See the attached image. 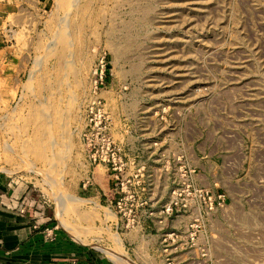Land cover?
Here are the masks:
<instances>
[{"label":"rangeland","instance_id":"obj_1","mask_svg":"<svg viewBox=\"0 0 264 264\" xmlns=\"http://www.w3.org/2000/svg\"><path fill=\"white\" fill-rule=\"evenodd\" d=\"M48 7L22 15L21 37L12 12L0 11V41L13 51L21 39L32 51L20 77L4 75L12 66L0 63V178L9 184L2 194L17 189L39 229L50 217L53 231L101 264H116L102 251L115 248L135 264H264V0H52ZM189 109L193 143L214 141L219 155L238 148L240 168L216 172L213 189L205 188L212 199L224 196L221 208L193 199V225L180 230L193 235V252L142 255L123 244L132 226L128 186L140 177L119 152L112 175L100 170L111 166L110 121L128 119L140 136L148 121L157 127L163 114Z\"/></svg>","mask_w":264,"mask_h":264},{"label":"crops","instance_id":"obj_2","mask_svg":"<svg viewBox=\"0 0 264 264\" xmlns=\"http://www.w3.org/2000/svg\"><path fill=\"white\" fill-rule=\"evenodd\" d=\"M25 1L0 3V11L12 12L15 29L19 23L15 37L18 32L21 37L24 31H28L22 28L23 14L30 11L36 15L45 14L52 3V0ZM0 42V63L12 66L7 68L11 71L4 75L17 78L25 74L23 69L31 59V48L23 47L21 39L18 42L14 40L13 51L4 45V41ZM110 122L109 134L113 146L119 149L120 160L131 176L140 177L139 183L135 185L132 179L128 186L133 200L125 221L132 226L123 236L124 247H132L142 255L154 252L159 256L183 255L193 252V235L185 238L180 232L183 226L193 225V206H172L170 212L165 209L176 199L174 193L184 185L213 189L216 172L228 173L232 167V173L238 172L241 161L239 149L232 147L225 155H219L218 144L214 141H198L194 144L193 109L184 115L163 114L156 121L157 127L155 121L153 125L148 121L140 136L133 135L134 129L128 119ZM237 159L238 162H235ZM100 170L109 175L115 171L111 166ZM149 177L156 178V181L148 183ZM6 183V178L1 177L0 264H101L94 256L91 261L92 251L83 245L78 249L76 242L73 243L64 233L53 231L50 217L46 218L48 221L40 229H35L34 225L38 222L35 221L34 209H25L24 215L19 214L21 203L17 200L20 198L18 190L8 192L6 197L2 194L9 187ZM110 192L113 194L112 190ZM98 195L101 200L107 201L103 189L98 190ZM115 217L113 228L118 229L121 216ZM48 229L54 232L50 240L45 238ZM182 241H186L185 247Z\"/></svg>","mask_w":264,"mask_h":264},{"label":"built area","instance_id":"obj_3","mask_svg":"<svg viewBox=\"0 0 264 264\" xmlns=\"http://www.w3.org/2000/svg\"><path fill=\"white\" fill-rule=\"evenodd\" d=\"M96 73L99 74V79H102V69H96ZM112 149L109 150V156H108V162H111V167L114 168V170H117L113 165L115 160V154L119 152V149L116 147H111ZM176 196V199L171 203V205H168V207L165 209L166 212H170L172 210V206L176 207L177 205H181L182 208L186 207L187 204L190 206H193V199L198 200L203 203L206 208L208 207L209 210H212L213 207H222L224 196L218 195L216 199H212L211 193H209L208 190L201 188V187H195L193 188L190 185H184V187L180 190L174 193ZM20 201V198L17 199ZM24 200H21L20 207H18V212L21 215H24L25 213V207H24ZM221 202V203H220ZM117 207L119 208V203H116ZM34 228H38L37 225H34Z\"/></svg>","mask_w":264,"mask_h":264},{"label":"bare ground","instance_id":"obj_4","mask_svg":"<svg viewBox=\"0 0 264 264\" xmlns=\"http://www.w3.org/2000/svg\"><path fill=\"white\" fill-rule=\"evenodd\" d=\"M32 168V166H30ZM31 170V169H30ZM36 171V170H35ZM45 177V176H44ZM59 203H61V197L58 195L57 200ZM68 234H70L76 241H81V239L79 238V236L74 233V231L68 229ZM114 243L115 246H118L119 242L117 239L114 238ZM106 249V248H105ZM116 249V248H115ZM102 250L105 254L109 255L111 257V259L116 263V264H132L131 261L129 260V258L122 254L121 251L119 252L117 249L116 250Z\"/></svg>","mask_w":264,"mask_h":264},{"label":"water","instance_id":"obj_5","mask_svg":"<svg viewBox=\"0 0 264 264\" xmlns=\"http://www.w3.org/2000/svg\"><path fill=\"white\" fill-rule=\"evenodd\" d=\"M131 263H132V264H135V263H133L132 261H131Z\"/></svg>","mask_w":264,"mask_h":264}]
</instances>
